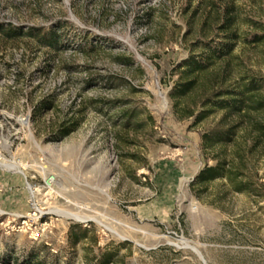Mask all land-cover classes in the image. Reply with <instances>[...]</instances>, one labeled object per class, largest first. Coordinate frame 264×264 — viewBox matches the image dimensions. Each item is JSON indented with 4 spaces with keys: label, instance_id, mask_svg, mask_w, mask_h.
<instances>
[{
    "label": "rangeland",
    "instance_id": "1",
    "mask_svg": "<svg viewBox=\"0 0 264 264\" xmlns=\"http://www.w3.org/2000/svg\"><path fill=\"white\" fill-rule=\"evenodd\" d=\"M225 7L264 98V0H0V264H264V107L174 94Z\"/></svg>",
    "mask_w": 264,
    "mask_h": 264
},
{
    "label": "trees",
    "instance_id": "2",
    "mask_svg": "<svg viewBox=\"0 0 264 264\" xmlns=\"http://www.w3.org/2000/svg\"><path fill=\"white\" fill-rule=\"evenodd\" d=\"M217 20L220 24V40L216 43L205 42L203 54L200 57L192 56L180 66V79L175 87V95L178 97L186 96L195 90L202 77L207 78L206 82L210 85H204L205 94L203 99L204 115L215 110H224L225 116L230 115H247L250 109H261L264 107V98L261 96V85L254 78L241 77L236 85L227 84L226 79L222 78L220 72L215 66L219 61H225L229 64V58L232 57L236 44L241 37L237 25V16L233 7H225ZM262 35H254V42L261 41ZM247 40V39H246ZM211 80V81H209ZM244 111V112H243ZM243 113V114H242ZM192 115L193 111L188 110ZM258 130L264 132V125H256ZM70 132L66 129L65 133ZM235 134V126L228 129L215 130L211 134H206L205 138L209 145L224 140H230ZM226 162L220 160L215 165H206L198 174L197 182L203 183L226 175Z\"/></svg>",
    "mask_w": 264,
    "mask_h": 264
},
{
    "label": "water",
    "instance_id": "3",
    "mask_svg": "<svg viewBox=\"0 0 264 264\" xmlns=\"http://www.w3.org/2000/svg\"><path fill=\"white\" fill-rule=\"evenodd\" d=\"M199 251V250H198ZM199 254H200V256H201V258H202V260H203V262L205 263V264H207L206 263V261H205V259H204V257L202 256V254H201V252L199 251Z\"/></svg>",
    "mask_w": 264,
    "mask_h": 264
}]
</instances>
